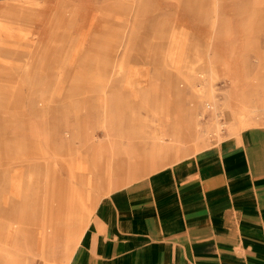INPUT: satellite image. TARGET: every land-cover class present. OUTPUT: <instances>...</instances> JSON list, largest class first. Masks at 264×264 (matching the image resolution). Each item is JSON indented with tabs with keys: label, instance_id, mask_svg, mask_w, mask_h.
Returning <instances> with one entry per match:
<instances>
[{
	"label": "rangeland",
	"instance_id": "obj_1",
	"mask_svg": "<svg viewBox=\"0 0 264 264\" xmlns=\"http://www.w3.org/2000/svg\"><path fill=\"white\" fill-rule=\"evenodd\" d=\"M212 94L226 126L206 134L223 122L201 117L185 150L234 133L244 106L264 124V0H0V264H67L94 210L52 234L35 206L59 180L99 200L194 154L132 173L136 144L196 121ZM115 158L129 175L108 173Z\"/></svg>",
	"mask_w": 264,
	"mask_h": 264
},
{
	"label": "crops",
	"instance_id": "obj_2",
	"mask_svg": "<svg viewBox=\"0 0 264 264\" xmlns=\"http://www.w3.org/2000/svg\"><path fill=\"white\" fill-rule=\"evenodd\" d=\"M210 99L196 121L173 122L167 132L154 134L148 149L136 144L131 164L137 169L132 173L145 174L169 157L198 150L197 142L193 151L183 146L200 137L201 117L215 121L218 114L226 123L216 96ZM248 112L245 106L243 112L237 109L238 121L229 126L234 133L219 143L119 186L99 200L59 180L54 203L45 205V212L44 204L35 206L30 215L41 220L43 231L48 227L58 234L65 227L79 228L94 210L67 264H264V124L249 126ZM241 123L249 125L237 129ZM205 130L220 132L215 123ZM113 161L107 163L108 173H131L129 163L117 158L114 170ZM91 177L84 183L91 186Z\"/></svg>",
	"mask_w": 264,
	"mask_h": 264
},
{
	"label": "bare ground",
	"instance_id": "obj_3",
	"mask_svg": "<svg viewBox=\"0 0 264 264\" xmlns=\"http://www.w3.org/2000/svg\"><path fill=\"white\" fill-rule=\"evenodd\" d=\"M247 125H249V123H241L239 126H237L236 128L238 129V128H244V127H246ZM225 127L226 126V123H216L215 124V127H216V129L218 130L220 127ZM8 232V231H7ZM5 243V242H4Z\"/></svg>",
	"mask_w": 264,
	"mask_h": 264
}]
</instances>
